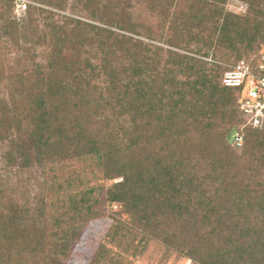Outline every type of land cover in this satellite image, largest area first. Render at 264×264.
I'll return each instance as SVG.
<instances>
[{"label": "trees", "instance_id": "obj_1", "mask_svg": "<svg viewBox=\"0 0 264 264\" xmlns=\"http://www.w3.org/2000/svg\"><path fill=\"white\" fill-rule=\"evenodd\" d=\"M18 4L0 0V148L43 178L31 200L0 177V264H69L104 217L88 264H264V126L236 146L221 83L264 44V0Z\"/></svg>", "mask_w": 264, "mask_h": 264}, {"label": "rangeland", "instance_id": "obj_2", "mask_svg": "<svg viewBox=\"0 0 264 264\" xmlns=\"http://www.w3.org/2000/svg\"><path fill=\"white\" fill-rule=\"evenodd\" d=\"M19 4L16 6V13L18 16L24 12V3L28 0H18ZM228 8L235 12L244 11L246 5L238 1H229ZM84 15V14H82ZM40 60V58H38ZM227 64V63H226ZM223 64V65H226ZM5 149V148H4ZM3 148H0V177L6 178L10 182V192L16 193L17 196H22L23 182H26L24 187L27 190V194L30 199H34L40 190V183L43 178L42 169L39 165L32 163L26 166L23 161L14 162L8 164L7 160L3 157ZM111 220L108 217H104L89 223L87 229L81 236L78 244L75 246L72 253L71 259L68 261L69 264H88L90 259L102 240L105 232L110 226ZM188 259L180 258L174 259L169 258L163 264H189Z\"/></svg>", "mask_w": 264, "mask_h": 264}, {"label": "built area", "instance_id": "obj_3", "mask_svg": "<svg viewBox=\"0 0 264 264\" xmlns=\"http://www.w3.org/2000/svg\"><path fill=\"white\" fill-rule=\"evenodd\" d=\"M226 67L221 83L237 90V104L244 119V123L233 130L232 141L242 146L244 126H264V44L249 59L242 58Z\"/></svg>", "mask_w": 264, "mask_h": 264}]
</instances>
